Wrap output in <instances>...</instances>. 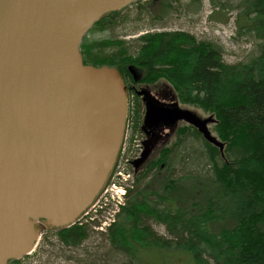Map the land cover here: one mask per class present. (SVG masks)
I'll list each match as a JSON object with an SVG mask.
<instances>
[{
    "label": "water",
    "instance_id": "95a60500",
    "mask_svg": "<svg viewBox=\"0 0 264 264\" xmlns=\"http://www.w3.org/2000/svg\"><path fill=\"white\" fill-rule=\"evenodd\" d=\"M136 1L0 0V264L29 254L43 229L73 225L110 182L127 87L117 67L85 62L80 45L98 21ZM137 95L144 128L184 121L222 154L208 128L213 115Z\"/></svg>",
    "mask_w": 264,
    "mask_h": 264
},
{
    "label": "trees",
    "instance_id": "16d2710c",
    "mask_svg": "<svg viewBox=\"0 0 264 264\" xmlns=\"http://www.w3.org/2000/svg\"><path fill=\"white\" fill-rule=\"evenodd\" d=\"M234 6L235 32L256 40V51L233 64L224 62L217 43L183 31L147 32L134 40L135 50L122 40L92 42L85 35L81 42L85 62L118 66L139 81L142 73L166 79L182 103L213 115L224 144L221 154L194 129L177 140L183 174L171 165L163 170L167 186L159 191L141 183L147 173L126 188V203L104 233L122 264H264V0H237ZM170 7L164 2L160 17ZM119 13L94 28L106 27ZM189 139L206 146L197 159H205L207 171L193 161ZM187 180L206 186L193 200L182 185ZM146 218L163 225L167 236ZM87 229L70 226L60 232L61 242L78 244ZM154 254L158 260L152 263Z\"/></svg>",
    "mask_w": 264,
    "mask_h": 264
},
{
    "label": "rangeland",
    "instance_id": "374dc122",
    "mask_svg": "<svg viewBox=\"0 0 264 264\" xmlns=\"http://www.w3.org/2000/svg\"><path fill=\"white\" fill-rule=\"evenodd\" d=\"M137 1L120 11L112 19L113 22H110L106 27L100 29L93 26L85 34L87 35V39L92 42L106 39L122 40L125 42L128 50H135L136 42L134 40L142 34L162 30H176L187 32L198 41L209 40L217 43L222 49V58L226 63L233 64L244 61L256 51V40L248 36H239L235 32L237 10L234 3L237 0ZM164 2L170 3L171 7L167 14L165 13L163 17H160L163 13L162 4ZM109 16L111 15L102 20L108 19ZM114 67L120 70L124 78L123 74L126 73L125 70L118 66ZM139 83L144 90H147L160 103L169 104L177 102L179 107L195 111L201 117L209 115L201 107L182 103L178 98L176 90L166 79L154 78L151 75L142 73ZM127 94L128 119L125 139L116 168L110 178V182L97 200L77 222L71 225L74 226L75 224L79 225V223H82L83 226L87 224L88 231L86 238L78 244L68 245L61 242L60 232L69 227L60 230L45 228L40 232L33 250L18 261H12L9 264H122L125 261L122 256L112 254L104 233L116 217L117 210L126 203L127 199H125L124 190L126 187H132V184L137 182L139 178L138 175L134 176L132 169L127 168L126 159H131L133 156L137 157L143 148H153L162 145L165 137L169 134V129H164L161 132L155 131L146 142L143 141L144 136L139 130L143 116H141L140 108H143V104L137 96ZM177 124V139L182 137L185 131L192 132L195 129L191 124L184 121H179ZM208 128L218 138L214 124H209ZM202 140L204 139L202 138ZM143 142L145 144L141 148ZM186 144L190 149H193L190 153L193 161L195 160V163L199 165L203 163L204 169L207 171L209 166L208 163L204 162L205 159H197L200 155L198 154V150L206 147L203 142L189 139ZM155 154L153 155L154 158H156ZM180 157L181 154L177 152L176 160L173 164L176 174L179 175L183 174L185 169H187L183 167L184 163L180 160ZM146 178V182L149 183H147V186L150 187L148 188L150 190L159 191L162 187L167 186L166 174L163 171L159 172L158 169ZM182 183L184 191L188 192V196H191L192 200L199 194L198 191L201 188L204 189L205 186L204 183L193 180H187ZM145 222L159 235L167 236L163 225L156 223L151 218H146ZM154 255L151 258L152 263L158 260V256ZM150 261L148 260L149 264Z\"/></svg>",
    "mask_w": 264,
    "mask_h": 264
},
{
    "label": "flooded vegetation",
    "instance_id": "af4514ba",
    "mask_svg": "<svg viewBox=\"0 0 264 264\" xmlns=\"http://www.w3.org/2000/svg\"><path fill=\"white\" fill-rule=\"evenodd\" d=\"M124 80L126 82V86H127V91L129 94H131L132 96H137L138 98H140L142 104H143V108L141 110V116H142V122L139 126V130L140 133L144 136V140L146 142V140L149 138V136L154 133L155 131L161 132L164 129H169V134L165 137L164 142L162 145L157 146V147H153V148H143L142 152L138 154V156H133V158L131 159H126L127 161V168H130L133 170L134 176L138 175L139 173H141V177L142 174H144V172H147L148 175H150L152 172H155L156 169H158L159 172H162L167 166L171 167V165L174 164L175 160H176V153H177V140L178 139H182L183 136H185L186 138H188L189 136H191V131L184 133V135L180 138L177 139V123H175L174 125H166V124H161L159 126L153 127L151 129H146L143 126V119H144V113H145V105L141 99V96L137 95V91L143 89L139 83V80H135L134 79V75H131V73H124ZM198 132V131H197ZM202 137V136H201ZM173 138V139H172ZM172 139V140H171ZM145 142H143L141 148L144 146ZM154 153H156V158H154ZM145 155V157H144ZM153 156V157H152ZM164 156V157H163ZM140 163L136 162V159H139ZM163 158V160L161 159ZM158 167V168H156ZM146 180L141 181L142 184L146 183ZM135 183V182H134ZM133 186V184H132ZM127 193L125 196V199H127ZM79 225H82V223H79Z\"/></svg>",
    "mask_w": 264,
    "mask_h": 264
},
{
    "label": "built area",
    "instance_id": "2783aa9c",
    "mask_svg": "<svg viewBox=\"0 0 264 264\" xmlns=\"http://www.w3.org/2000/svg\"><path fill=\"white\" fill-rule=\"evenodd\" d=\"M124 193H125V190H124Z\"/></svg>",
    "mask_w": 264,
    "mask_h": 264
}]
</instances>
